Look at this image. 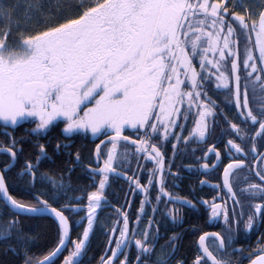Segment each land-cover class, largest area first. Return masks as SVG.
<instances>
[{"label": "snow or ice", "instance_id": "obj_1", "mask_svg": "<svg viewBox=\"0 0 264 264\" xmlns=\"http://www.w3.org/2000/svg\"><path fill=\"white\" fill-rule=\"evenodd\" d=\"M0 20L8 22L0 28V121L8 137L0 141V153L8 156L0 168V217L5 208L9 213L0 219V264H58L60 258L83 264L98 224L106 229L99 264H185L175 259L182 233L159 245L157 218L178 222L180 208L170 204L199 205L210 220L223 221L221 231L199 235L192 264H264V231H256L264 228V0H14L0 2ZM212 85L226 90L235 122L218 113ZM250 88L253 95L259 88L257 107L249 103ZM218 119L230 130L225 162L211 144L198 163L208 175L222 170L220 181L208 186L224 195L195 201L177 196L169 181L177 188L182 179L180 168L173 171L178 146L207 144ZM27 121L35 125L31 132L44 134L62 121V136L90 134L99 143L87 164L60 140L31 145L33 159L23 138L7 131ZM59 155L68 157L69 167L42 171L43 162L55 164ZM133 159L130 175L119 170L131 169ZM141 160L151 165L146 172ZM20 163L17 176L27 178L30 200L10 191L9 174ZM77 167L86 168L92 181L79 195L71 180ZM234 172L247 173L244 186ZM110 177L128 185L120 207L106 198ZM138 193L142 199L132 213ZM106 207L115 218L105 223L100 214ZM21 216L50 217L55 224V239L40 256L32 247L43 234L26 231ZM85 223L73 238L74 224ZM241 231L258 236L254 247L234 246Z\"/></svg>", "mask_w": 264, "mask_h": 264}, {"label": "trees", "instance_id": "obj_2", "mask_svg": "<svg viewBox=\"0 0 264 264\" xmlns=\"http://www.w3.org/2000/svg\"><path fill=\"white\" fill-rule=\"evenodd\" d=\"M23 0H21L22 2ZM0 2L8 4L14 2V0H0ZM8 22L5 20H0V28H3ZM226 90H221V95L217 96L216 98H213L217 105V111L218 113L220 111H223L224 115L227 116V118L230 121L235 122V110L233 106L228 102V98L225 95ZM259 88L256 90V94L253 95L251 88L249 89V103L253 107H257L259 105ZM35 125L31 121L24 122L22 125L17 126L15 129L11 128V126H7V131L11 132L14 137H16L18 140L23 138L24 140V147L26 149H30L27 155H30L33 159L35 155L37 154L35 149L31 148V145L36 143H43L48 144L50 141H56L60 140L63 143L70 144L71 148L70 150L75 154L76 151H79L81 153L82 158H84L85 164L88 163V160L92 158L93 155V149L95 148V144L99 143V141H94L93 138L83 135H73L70 137H64L61 135V129L63 127V122H58V127L54 128L50 133L44 134V133H33L31 132V129L34 128ZM5 128L6 126L0 121V141H7L8 137L5 134ZM228 125L224 123L223 119H218L215 133L220 138L222 137L221 145L226 144V140L228 138H231L228 135L229 132ZM213 139V137H211ZM214 141V139H213ZM209 142L205 145V147H208ZM220 147V146H219ZM102 151H104V148H102ZM131 151V149L129 150ZM221 153L224 156V162H225V156L226 153L221 150ZM49 154L52 155L51 149H49ZM68 157L66 155H59V156H53V160L55 161V164H53L51 161H45L42 163V171L48 172L49 174H55L58 169H64L69 167L65 161H67ZM8 161V156L6 154L0 153V168L4 166V164ZM136 164V160L133 159L131 169H129L127 166H124L122 170L125 173H128L129 175L134 170ZM144 169L145 172L148 170V166L142 162L140 164ZM93 166H95L93 164ZM22 163L17 164L16 168L9 174V180L12 185L10 188V191L15 195L17 198L30 200L31 199V190H28V180L27 178L20 179L17 176V173L21 170ZM97 181L99 177L96 178ZM72 185L73 188L77 189L76 195L81 194V191L83 190H89V186L92 184V181L89 179L88 173L86 168L84 167H77L72 172L71 175ZM109 187L105 192L107 200L110 202L111 205L115 207H120L125 202V194L127 193L128 185L125 181L122 179H114L110 177L109 180ZM141 182H145L144 175H141ZM47 187V184L44 185ZM40 189V183H37V187L35 190ZM90 190H95L94 188ZM142 199L141 194H137L134 198H131L132 202V213H135V210L137 206L139 205L140 200ZM0 205H2V197H0ZM84 213H80L79 215H73L71 216V220L73 222L80 220L81 216H83ZM131 215V213H130ZM9 217V213L7 212V209H4V216L0 217V219L6 220ZM109 217L111 219H114V214L112 212L111 207H106L104 211L100 214V221L101 222H110ZM193 216H189V218H192ZM21 222L23 223L26 231H34L39 232L43 234V238L32 247V254L36 256H40L42 253H45L47 249L52 245L55 235H56V228L55 224L53 223L51 218H29L25 216L20 217ZM86 226V223L83 225H75L74 224V231L72 233L73 238H75L77 231H82V227ZM106 229H102L99 224L95 226L94 232L90 237V246L88 247L87 253L82 257L83 264H99L101 256L105 252V242L106 237L104 236V231ZM3 247H4V241H0V258H3ZM254 247V246H253ZM133 253V252H132ZM64 255H67L65 253ZM238 259V257L235 258V260ZM234 260V261H235ZM58 264H62V258L58 260Z\"/></svg>", "mask_w": 264, "mask_h": 264}, {"label": "flooded vegetation", "instance_id": "obj_3", "mask_svg": "<svg viewBox=\"0 0 264 264\" xmlns=\"http://www.w3.org/2000/svg\"><path fill=\"white\" fill-rule=\"evenodd\" d=\"M222 89H215L214 85L210 86L209 95L213 98L221 95ZM187 135V133H185ZM212 138L208 140L209 145L216 144L218 149L227 152L225 145H221L222 137L220 138L213 131L211 133ZM206 143L200 141H189L188 147L184 148L182 146H178V156L175 160V167L180 168L182 179L179 181V187L171 188V182L169 181V190L173 191L177 196L187 199H193L195 201L196 198L203 199H211L213 195H224L221 193H214L213 189L209 187V184H216L220 181V177L222 176V170H218L215 173L208 175L204 172L202 168H199V158L201 153L204 151ZM208 145V146H209ZM220 146V147H219ZM195 150V151H193ZM168 155H171V150L167 149ZM211 157L209 156V159ZM203 162V161H201ZM221 162H224V156L221 153ZM213 163H217L213 161ZM144 164H146L144 162ZM148 168L151 165L146 164ZM191 167L193 171H188V168ZM199 168V171L196 169ZM247 175L246 172H234L233 176L236 178L235 182L239 183L241 186H244V177ZM207 180L208 183L201 186L199 181ZM153 195L155 192L153 191ZM242 201L247 203L246 197H241ZM230 204L231 201L229 200ZM169 207H179L180 211L177 213L178 222L174 225L170 218L167 217H158L160 220V239L159 245H163L166 243V237L170 236L172 233H182L183 239L178 245V250L175 254V259L184 260L185 264H192V260L195 255H197V244L199 235H201L204 231L212 232V231H221L224 227L222 220H210V214L206 213L203 207L197 206V209L190 208L186 205H172ZM193 216L189 218V216ZM183 218V223H179V218ZM191 226L196 227V231L193 232L191 230ZM257 232L264 231V228L256 229ZM258 236L255 234H245L241 231L240 237L235 242V247H253L256 244ZM133 252V253H132ZM136 250L133 248L129 252V259L131 260L135 256ZM237 256L233 255L231 259L234 261ZM227 258V257H226ZM244 263V262H243Z\"/></svg>", "mask_w": 264, "mask_h": 264}, {"label": "rangeland", "instance_id": "obj_4", "mask_svg": "<svg viewBox=\"0 0 264 264\" xmlns=\"http://www.w3.org/2000/svg\"><path fill=\"white\" fill-rule=\"evenodd\" d=\"M23 2V1H22ZM2 122V121H1ZM3 123V122H2ZM89 136L91 137V135L89 134ZM92 138V137H91Z\"/></svg>", "mask_w": 264, "mask_h": 264}, {"label": "water", "instance_id": "obj_5", "mask_svg": "<svg viewBox=\"0 0 264 264\" xmlns=\"http://www.w3.org/2000/svg\"><path fill=\"white\" fill-rule=\"evenodd\" d=\"M103 147V146H102ZM0 240H2V238H0Z\"/></svg>", "mask_w": 264, "mask_h": 264}]
</instances>
